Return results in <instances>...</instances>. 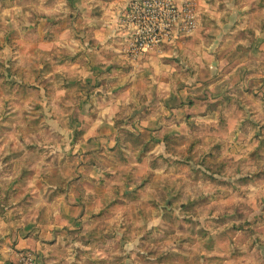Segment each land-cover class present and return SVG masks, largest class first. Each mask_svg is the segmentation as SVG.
<instances>
[{
    "label": "rangeland",
    "instance_id": "374dc122",
    "mask_svg": "<svg viewBox=\"0 0 264 264\" xmlns=\"http://www.w3.org/2000/svg\"><path fill=\"white\" fill-rule=\"evenodd\" d=\"M202 2L200 30L184 39L182 50L145 67L153 76L145 85L156 80L151 97L159 98L155 87L164 77L175 81L162 96L175 97L165 107L175 109L178 125L149 132L155 140L132 135L134 147L119 141L97 151L113 176L112 193L97 197L116 204L107 211L105 239L82 232L89 264H264V0ZM26 9L27 0H0V171L3 155L11 154V174L31 168L32 159L51 166L48 156L55 164L64 151L77 153L66 136L85 132L64 134L47 124L67 120L43 106L64 85L43 81L35 67L30 75L27 49L42 32L35 37L28 30ZM191 99L195 105L186 108ZM159 107L145 113L157 116ZM77 165L71 160L69 172ZM120 167L117 178L110 169Z\"/></svg>",
    "mask_w": 264,
    "mask_h": 264
},
{
    "label": "crops",
    "instance_id": "0c3cea01",
    "mask_svg": "<svg viewBox=\"0 0 264 264\" xmlns=\"http://www.w3.org/2000/svg\"><path fill=\"white\" fill-rule=\"evenodd\" d=\"M27 1L31 2V12L26 9L28 30L35 37L42 32L40 40L32 41L27 49L30 75L34 76L35 67L43 81L64 85V89L50 92L43 106L49 105L52 114H67V120L52 118L47 124L64 134L75 129L85 132L80 139L66 136V143L74 142L77 153L64 151L55 164L48 156L45 161L51 166H45L43 159H32L31 168L12 174L10 170L0 176V264H19L16 255L22 249L36 252L44 264H89L82 232L91 234L89 240L105 239L108 235L105 230L101 235L102 228L109 225L111 217L107 211L116 204L97 197L107 191L113 178L108 172L111 162L100 160L103 155L97 151L114 147L119 141L134 147L132 135L140 138L142 133L155 140L149 132L178 125L175 109L172 105L165 107L175 97L162 96L170 86L175 88V81L164 77L167 82L159 81L155 87L159 98L156 94L151 97L149 92L154 90L156 80L145 85V79L153 77L146 68L150 62L158 63L162 57L182 50L187 37L134 63L126 58L124 49L130 34L120 25L132 0ZM199 1L201 7L203 2ZM202 26L203 19L199 30ZM216 86L222 96L220 85ZM194 103L191 99L186 108ZM154 105L160 106L157 116L145 113ZM218 112L216 109L213 113ZM155 119L158 125L154 126ZM255 123H260L258 113ZM71 160L78 164L74 173L69 172ZM98 161L99 165L95 163ZM110 170L119 175L124 172L123 167ZM108 192L112 193L111 188Z\"/></svg>",
    "mask_w": 264,
    "mask_h": 264
},
{
    "label": "built area",
    "instance_id": "2783aa9c",
    "mask_svg": "<svg viewBox=\"0 0 264 264\" xmlns=\"http://www.w3.org/2000/svg\"><path fill=\"white\" fill-rule=\"evenodd\" d=\"M198 0H132L120 25L129 33L125 56L134 63L164 51L173 41L194 34L201 25ZM19 264H44L31 249L18 250Z\"/></svg>",
    "mask_w": 264,
    "mask_h": 264
},
{
    "label": "trees",
    "instance_id": "16d2710c",
    "mask_svg": "<svg viewBox=\"0 0 264 264\" xmlns=\"http://www.w3.org/2000/svg\"><path fill=\"white\" fill-rule=\"evenodd\" d=\"M244 78H245V80H247L248 79V77H245L244 76ZM212 81L210 80V81H208V82H205V85H204V87H206V86H208L210 83H211ZM197 90H201L200 89V87H199V89H197ZM259 93V92H258ZM262 95L259 93L258 94V97H261ZM263 97V96H262ZM261 104H262V106L264 107V99L263 98H261ZM192 125H193V123H192ZM169 143H170V141H169ZM168 143V144H169ZM31 148H33V147H36V146H34L33 144H31V145H29ZM219 146H220V143H219ZM13 162H14V157L10 154V155H3V157H2V159H1V164H2V166H3V169L1 170V175L0 176H3L6 172H8V169H10V168H12V165H13ZM213 165H211V167H209V169L211 170H218L220 167H222V166H224V163H222V164H218V165H216V167H212ZM220 166V167H219ZM211 170V171H212ZM206 175V174H205Z\"/></svg>",
    "mask_w": 264,
    "mask_h": 264
}]
</instances>
